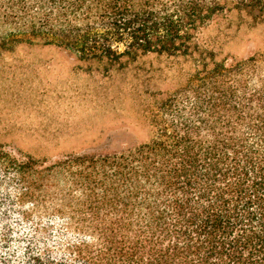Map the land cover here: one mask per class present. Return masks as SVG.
Listing matches in <instances>:
<instances>
[{"label": "trees", "instance_id": "1", "mask_svg": "<svg viewBox=\"0 0 264 264\" xmlns=\"http://www.w3.org/2000/svg\"><path fill=\"white\" fill-rule=\"evenodd\" d=\"M234 22L264 30V0H0V49L178 68L142 104L145 140L52 160L0 145V264H264V42L221 56L205 36Z\"/></svg>", "mask_w": 264, "mask_h": 264}, {"label": "rangeland", "instance_id": "2", "mask_svg": "<svg viewBox=\"0 0 264 264\" xmlns=\"http://www.w3.org/2000/svg\"><path fill=\"white\" fill-rule=\"evenodd\" d=\"M205 36L221 56H245L264 42L262 28L236 22ZM176 68L149 54L106 76L52 46L0 49V145L52 160L145 140L150 130L142 104L151 90L176 80Z\"/></svg>", "mask_w": 264, "mask_h": 264}]
</instances>
